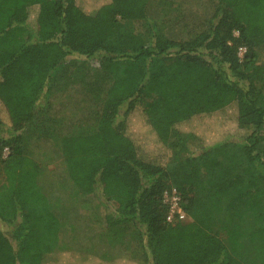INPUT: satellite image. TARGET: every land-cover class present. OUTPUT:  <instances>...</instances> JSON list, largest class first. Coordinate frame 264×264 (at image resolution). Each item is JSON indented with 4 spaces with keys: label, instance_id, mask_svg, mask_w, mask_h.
<instances>
[{
    "label": "trees",
    "instance_id": "1",
    "mask_svg": "<svg viewBox=\"0 0 264 264\" xmlns=\"http://www.w3.org/2000/svg\"><path fill=\"white\" fill-rule=\"evenodd\" d=\"M149 1L0 0V264H264V0H218L207 30L147 43L127 22ZM79 56L110 82L92 130L60 135L52 102L72 88L53 84ZM215 114L222 131L210 126L207 143L183 130ZM42 132L61 155L55 181L27 150ZM184 133L203 146L166 162ZM172 188L187 221H167ZM56 192L95 194L107 227L134 230L139 258L60 250Z\"/></svg>",
    "mask_w": 264,
    "mask_h": 264
},
{
    "label": "rangeland",
    "instance_id": "2",
    "mask_svg": "<svg viewBox=\"0 0 264 264\" xmlns=\"http://www.w3.org/2000/svg\"><path fill=\"white\" fill-rule=\"evenodd\" d=\"M217 5L218 0H150L147 18L127 23L133 30L140 32L147 43L156 33L175 40H185L209 28ZM257 51L264 66V45ZM74 58L72 62H68L63 73H60L59 80L53 84V87L63 88L70 83L72 88L69 91L62 90L52 102L54 104L52 114L58 122L57 133L60 135L69 134L72 130L77 132L92 130L102 105L105 87L110 82L109 77L98 67L97 57ZM210 126L216 128L217 133L222 131L219 114L198 118L183 130L190 131L193 128L205 134L206 131H211ZM205 135L207 143L211 134ZM171 141L172 147L165 151L166 162L185 158L203 146L200 139L188 133L174 134ZM27 150L29 153L44 155L45 157L39 159L40 162L55 166L58 171L60 157L55 153V139L49 134L42 132L32 135L27 143ZM151 150L152 146H144L143 153L152 157ZM56 176H59V172ZM56 176L53 177V181L56 180ZM1 177L0 168V180ZM58 193H54L56 196L52 199L63 223L60 230V250H84L106 258L119 254L121 250L123 252L128 250L129 257L139 258V240L134 236V230L126 226L107 227L101 219L104 213L103 206L99 204V198L95 194L85 199H77L75 193ZM94 216L96 218H93ZM0 228L9 233L8 227L1 221Z\"/></svg>",
    "mask_w": 264,
    "mask_h": 264
},
{
    "label": "built area",
    "instance_id": "3",
    "mask_svg": "<svg viewBox=\"0 0 264 264\" xmlns=\"http://www.w3.org/2000/svg\"><path fill=\"white\" fill-rule=\"evenodd\" d=\"M246 52L245 47L239 48V57L243 58ZM9 153V149L5 148L3 151V156L6 157ZM164 203L168 207L167 221L170 223L176 221H187L189 219L188 215L182 207V196L176 188L165 190L163 195Z\"/></svg>",
    "mask_w": 264,
    "mask_h": 264
},
{
    "label": "crops",
    "instance_id": "4",
    "mask_svg": "<svg viewBox=\"0 0 264 264\" xmlns=\"http://www.w3.org/2000/svg\"><path fill=\"white\" fill-rule=\"evenodd\" d=\"M53 107H54V104H53V106H52V109H53ZM58 132V130L56 129V130H54V133H57ZM56 154L58 155V156H60L61 157V155H60V153H59V150L56 152ZM32 157H34V158H37V159H40L41 157H45L44 155H42L41 156V154L39 153V154H32ZM60 166H58V171H57V167H55V166H49L48 168L51 170V171H49V173H46L45 174V176H44V181L47 179V175H50V177H54V176H56V174L59 172V174H60V172L62 173V174H64L63 173V171H64V167H63V165L61 164V159H60V164H59ZM43 181V182H44ZM47 181H50L49 179L47 180ZM49 187V186H48ZM102 212H104V210H102ZM103 216V215H102ZM93 218H96L95 216L93 217ZM99 220V219H98ZM102 222H104V221H102ZM62 251H71V250H62ZM92 254H94V253H92ZM96 257H98V258H101V259H104L105 261H115V262H117V261H120V260H126V259H124V258H127V257H129L130 255H129V251L128 250H125L124 252L121 250L120 251V253L119 254H116L115 256H110L109 258H106V257H104L103 255H97V254H94Z\"/></svg>",
    "mask_w": 264,
    "mask_h": 264
}]
</instances>
